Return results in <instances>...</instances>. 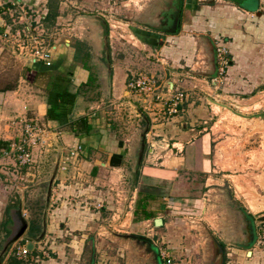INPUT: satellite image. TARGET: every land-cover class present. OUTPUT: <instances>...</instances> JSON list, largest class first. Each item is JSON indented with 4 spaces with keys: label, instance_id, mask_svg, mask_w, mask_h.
<instances>
[{
    "label": "crops",
    "instance_id": "0c3cea01",
    "mask_svg": "<svg viewBox=\"0 0 264 264\" xmlns=\"http://www.w3.org/2000/svg\"><path fill=\"white\" fill-rule=\"evenodd\" d=\"M22 1L27 5H37L43 1V7L49 2ZM132 3L135 8L143 10L137 15L139 20L133 32L140 51H149L145 55L148 60L144 63L150 71L155 66H160L159 69L164 71L158 76L159 82L174 84L178 90L190 91L180 115L166 117L162 106L156 103L158 117L154 119L151 113L144 111H147V106L141 98L126 90L130 74L126 76L124 72L126 69H139L142 64L138 62L112 63L110 77L97 79V86L93 89L97 95H93L92 91H88L91 87H85L91 71L86 70L83 64L74 62L76 48L68 45L69 40L65 41L67 49L64 50L69 49L72 57L64 63V57L60 56L62 47L54 44L52 48L55 50L56 69L68 71V66L75 64L72 88L73 91L81 90V94L70 118L60 122L47 120L45 91L25 78L17 86L0 88V142L3 143L0 147V264H11L9 258L13 255L12 251L31 242L30 228L37 224L34 218H27L29 193L33 187L47 182V178L50 180L58 158L60 164L47 211L46 234L41 242L35 244V249L27 258L17 255L21 264H82V261L87 264L84 260L87 255L99 252L94 234H99L97 231L104 224L116 227V224L127 225L131 230L123 232L140 237L147 236L143 235L147 227L150 228L149 232L160 227L168 229L169 223L164 217H160L163 219L160 227H156L155 223L150 227L153 219L135 220L134 211L139 199V189L135 185L138 171L142 174L139 184L158 188L160 193L168 192L164 198L155 197L150 210L155 213L157 205L161 210L168 209L167 205L162 209V201L173 194L175 186L180 184L178 179L185 175L205 173L209 181L213 178L212 173L217 172L212 168L210 157L205 155L208 154L205 151L210 147L211 139L206 134L207 127H200L207 121L201 122L199 128L195 126L198 123L195 114L200 115L205 111L204 100L210 101V97H215L232 106L240 103L243 106L245 100L264 92V0H134ZM60 4L62 2L59 3L57 24L64 16ZM127 6H131V3L125 1L123 7ZM78 39L82 41V37ZM90 39L89 43L95 48L104 44L103 36L93 35ZM216 43L227 45L231 62L227 79L219 89L212 81L217 73ZM99 97L117 104V108L124 104L131 105L136 111L137 107L141 108L151 122L149 135L158 138L152 144L154 149L144 150L141 140L136 143L132 137H121V124L112 122L114 118L100 103L102 99L97 101ZM127 97L129 101H120ZM81 117L88 118L90 132L76 135L71 131L70 122ZM141 121L145 122L143 119ZM27 122L36 124L40 129L39 141L34 147L33 163L20 166L12 158H4L1 150L11 142L22 139ZM156 144L162 147L161 150L155 148ZM78 147H82V150L72 154ZM141 154L143 161L139 166ZM114 155L123 156L121 165H112ZM135 155L138 158L136 162ZM209 185L206 183L205 187ZM243 213L247 219L246 226L240 227L234 236H242L243 241L238 246L247 249L256 239H253L250 228L253 214ZM23 221L28 222V230L4 252ZM255 235L257 238L256 232ZM216 240L219 256L224 246L220 240ZM149 241L158 251L155 243ZM238 252L241 250L233 249V253ZM161 254L162 251L159 257L163 260ZM167 254L172 256L171 253ZM246 255L252 256L249 251ZM89 264L94 262L90 261Z\"/></svg>",
    "mask_w": 264,
    "mask_h": 264
},
{
    "label": "rangeland",
    "instance_id": "374dc122",
    "mask_svg": "<svg viewBox=\"0 0 264 264\" xmlns=\"http://www.w3.org/2000/svg\"><path fill=\"white\" fill-rule=\"evenodd\" d=\"M125 1L130 2L131 6L124 8ZM132 1L60 0L64 15L60 19V24L43 22L42 27L33 28L34 30L30 32L26 31L25 39L32 45L33 36L43 35L48 47H53L54 44L60 45L62 47L60 56L64 57L62 61L64 63L72 57L69 49L64 50L67 49L65 41L69 40L68 45L75 47L80 36L87 44L90 53L86 59L87 65L98 80L110 77V64L121 61L142 64L137 70L126 69L124 73L126 76L130 74V79L137 72L155 74L159 79L158 76L164 71L159 69L160 66H155V69L150 71L149 66L144 63L148 60L145 55L149 54V51H140V45L134 37L133 28L137 26V20H139L137 15L143 13V10L139 7L135 8ZM41 3L43 4V1L37 5H30V3L27 5L29 22H33L35 18L32 16L36 14L33 11H41L43 7ZM1 18L12 23L14 31L24 29L26 26L25 20H22L21 15L16 11L14 18L9 15H2ZM33 26H36L35 22ZM106 27L108 28L107 37ZM93 35L103 36V46L95 48L89 43ZM108 50L110 64L107 62ZM139 53L142 56H139ZM29 56L26 53H20L16 43L8 41L0 33V88L17 86L21 83L26 68L30 66ZM76 63L82 64L81 61ZM74 65L68 66V70L73 72ZM93 89L95 87L88 91H92L91 93L96 96ZM126 90L135 94L128 87ZM187 92L190 93V91ZM100 97L97 101L100 102L102 99L103 102L100 103H103L109 116L115 120L112 122L121 124L119 127L121 137H132L136 143L138 140L146 139L145 149H154L152 144L158 141V138L149 133L145 134V123L141 121L142 118L135 108L127 104L117 108V104ZM210 98V101L204 100L205 111L200 115L195 114L198 118L195 126L199 128L198 125H201V122L207 121L200 128L207 127L206 134L214 141L210 140L212 145L206 149L205 152L208 154L205 155L210 157L212 168H215L217 172L212 173L213 178L209 181H207L209 176L205 173L185 175L178 179L180 184L175 186L173 194L168 195V200L162 201L163 205L169 208L161 210L157 205L155 218H153L154 220L164 217L169 223L168 229L160 227L154 232H149L150 228L147 227L146 232L142 234L147 235L143 237L155 243L153 244L159 253L160 251L171 253L175 264H264V220L260 221L256 215L264 210V120L238 117L226 107L221 106H229L246 116L262 113L264 112V92H258L251 100H245L243 106L241 103L232 106L215 97ZM114 99L113 97L112 100ZM129 100L127 97L120 101ZM144 111L148 114V111ZM155 146L157 150L162 148L157 144ZM136 156L134 162L138 159ZM146 156L148 158V152ZM48 180L47 178V182L33 187L27 201L29 210H27V218L29 220L34 218L36 224L40 226L46 205ZM206 183L210 185L205 187ZM204 198L207 200L204 201ZM243 212L253 214V224L251 221L250 228L253 239H256L247 249L238 246L243 241L242 236L240 238L234 236V233L237 234L236 232L240 231V227L246 226L247 219ZM153 220L150 227L154 225ZM116 225L117 227L108 226L115 233L129 235L123 231H130V227ZM97 233L99 234L95 233L94 236L99 252L96 254L94 252V255L89 253L84 259L87 264L90 261L94 264H160L156 253L150 251L143 241L119 240L104 226L100 227ZM148 234L151 235L148 236ZM29 235L31 236L30 233ZM216 239L220 240L224 246L219 256ZM237 248L241 252L233 253V249ZM247 251L252 256L246 255ZM81 263L83 264L84 261ZM161 264H163L162 259Z\"/></svg>",
    "mask_w": 264,
    "mask_h": 264
},
{
    "label": "built area",
    "instance_id": "2783aa9c",
    "mask_svg": "<svg viewBox=\"0 0 264 264\" xmlns=\"http://www.w3.org/2000/svg\"><path fill=\"white\" fill-rule=\"evenodd\" d=\"M21 15L22 20H25L26 26L24 29L13 30V24L7 22L2 15H9L14 18V12ZM33 22L28 20L27 4L22 0H0V33L7 38L8 41H14L20 53L30 55V66H43L51 68L54 66V53L52 47H48L43 35L33 36V44H29L25 39L26 31H31L33 28L43 26V22L47 17V7H42L41 11H33ZM14 21V20H13ZM35 22L36 26H33ZM34 30V29H33ZM40 30V29H39ZM44 30V29H43ZM42 30V31H43ZM30 51V53H28ZM229 48L224 43H216V66L217 73L212 79L216 89H219L227 79L228 70L231 62L229 58ZM128 88L135 92V95L141 98L147 111L151 113L152 118L156 119L155 105L162 106V112L166 117H174L181 113L182 106L187 100V93L183 90L176 89L174 84H161L159 80L151 74L139 73L133 76L128 83ZM130 92V91H129ZM40 129L32 122H27L25 125L24 135L20 141L11 142L6 148L1 150V155L4 158H12L20 166H29L33 163L34 147L39 141ZM82 147H78L72 154L79 153ZM1 180V176H0ZM31 251L26 245L16 248V254L19 257L27 258ZM164 264H175L174 259L166 252L161 254Z\"/></svg>",
    "mask_w": 264,
    "mask_h": 264
},
{
    "label": "trees",
    "instance_id": "16d2710c",
    "mask_svg": "<svg viewBox=\"0 0 264 264\" xmlns=\"http://www.w3.org/2000/svg\"><path fill=\"white\" fill-rule=\"evenodd\" d=\"M59 3L60 0H49L47 5L48 14L46 19L44 20L45 23L54 25L57 22V18L59 16ZM75 48L76 52L74 55V61H81L85 69L90 71V68L87 65L86 61V59L90 56L87 44L83 41L78 40ZM23 77L32 85L45 91L48 104V110L46 114L47 120L60 122L64 119L70 118L73 115L77 105L78 97L81 94V90L73 91V72L71 70L64 71L61 69H56L54 66L51 68L43 66H29L28 68H26ZM97 79L98 78H96L94 74L90 73L89 81L87 82L85 87H96ZM70 128L71 131L76 135H81V133L88 134L90 132L89 120L87 117H81L77 120H72L70 122ZM2 146L3 143L0 142V147ZM122 159V155H114L112 157L111 163L114 166H119L122 163ZM188 162L189 161L187 160V163ZM163 171L164 170L162 169L161 172ZM141 175V172L138 171L135 177V185L139 189V199L137 201L134 215L135 220L138 221L155 218V213L150 210L151 201L154 200L157 196L164 198V196L168 194V192L165 191H162V193H160V189L158 188H150L143 184H139ZM30 229L31 236H35L41 231V226L38 224L33 225ZM12 252L13 255H11L9 258L10 263L21 264L22 261L17 257L16 250L15 252ZM34 253L36 252L34 251Z\"/></svg>",
    "mask_w": 264,
    "mask_h": 264
},
{
    "label": "water",
    "instance_id": "95a60500",
    "mask_svg": "<svg viewBox=\"0 0 264 264\" xmlns=\"http://www.w3.org/2000/svg\"><path fill=\"white\" fill-rule=\"evenodd\" d=\"M108 46V45H107ZM108 62L109 64L111 63L110 60V55H109V50H108V56H107ZM111 69V64H110V68ZM223 107H226L227 109H229L230 111H232L234 114L239 115L240 117L243 118H248V119H253V118H258V119H263L264 120V112L262 113H257L251 116H246L244 114H241L237 111H235L233 108L226 106V105H221ZM137 112L139 114V116L146 122V130H145V134L149 133L150 130V119L148 117V115L141 109L137 107ZM144 134V135H145ZM143 143V148L145 150V139L142 140ZM143 161V154L140 155L139 158V162L138 165L140 166L142 164ZM60 164V158H58L57 160V165L56 168L50 178V180L48 181V191H47V195H46V205L45 208L43 210V216H42V222H41V231L39 233H37L35 236H30L31 242H29L26 246L30 251H33L35 249V244L39 243L43 240L46 231H47V211L48 208L50 207V203H51V196H52V188H53V184H54V180L56 178L57 172H58V167ZM162 209H165V205H162ZM258 219L260 221L264 220V210L258 214H256ZM155 226L156 227H160L163 225V219L162 218H156L155 221ZM104 227L116 238H118L119 240H130V239H134V240H138L140 242L143 241V243L149 248L150 251L156 253L157 256V260L158 262L161 264V259L159 257V253L158 251L153 247V245L150 243V241L147 238L144 237H140V236H135V235H123V234H118L115 233L113 230H111L109 228V226L107 224H104ZM29 228V224L26 221H23V227L20 228V230L13 236V238L8 242L6 249L4 250V252H7L8 249L17 241H19L21 239V237L25 234V232L28 230Z\"/></svg>",
    "mask_w": 264,
    "mask_h": 264
},
{
    "label": "flooded vegetation",
    "instance_id": "af4514ba",
    "mask_svg": "<svg viewBox=\"0 0 264 264\" xmlns=\"http://www.w3.org/2000/svg\"><path fill=\"white\" fill-rule=\"evenodd\" d=\"M106 30H105V35H106V37L108 36V28L106 27L105 28ZM105 37V36H104Z\"/></svg>",
    "mask_w": 264,
    "mask_h": 264
},
{
    "label": "bare ground",
    "instance_id": "6f19581e",
    "mask_svg": "<svg viewBox=\"0 0 264 264\" xmlns=\"http://www.w3.org/2000/svg\"><path fill=\"white\" fill-rule=\"evenodd\" d=\"M219 105V104H218ZM220 106H218V108H219ZM236 115V114H235ZM238 117H240L239 115H237Z\"/></svg>",
    "mask_w": 264,
    "mask_h": 264
}]
</instances>
